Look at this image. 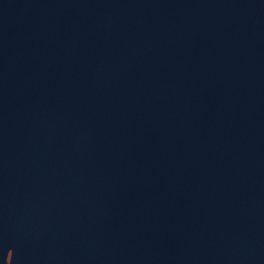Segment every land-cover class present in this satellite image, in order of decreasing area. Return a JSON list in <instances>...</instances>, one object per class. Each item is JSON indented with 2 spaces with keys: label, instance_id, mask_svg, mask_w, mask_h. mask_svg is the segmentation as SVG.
<instances>
[{
  "label": "water",
  "instance_id": "1",
  "mask_svg": "<svg viewBox=\"0 0 264 264\" xmlns=\"http://www.w3.org/2000/svg\"><path fill=\"white\" fill-rule=\"evenodd\" d=\"M0 264H264V0H0Z\"/></svg>",
  "mask_w": 264,
  "mask_h": 264
}]
</instances>
